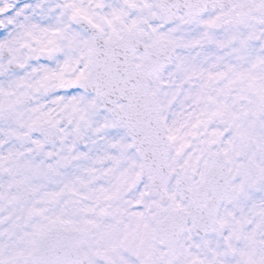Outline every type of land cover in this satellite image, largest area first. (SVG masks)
I'll list each match as a JSON object with an SVG mask.
<instances>
[{"label":"snow or ice","instance_id":"1","mask_svg":"<svg viewBox=\"0 0 264 264\" xmlns=\"http://www.w3.org/2000/svg\"><path fill=\"white\" fill-rule=\"evenodd\" d=\"M0 264H264V0H0Z\"/></svg>","mask_w":264,"mask_h":264}]
</instances>
